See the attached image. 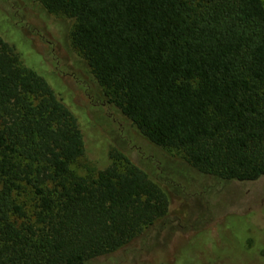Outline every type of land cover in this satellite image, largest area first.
<instances>
[{
    "label": "trees",
    "instance_id": "obj_1",
    "mask_svg": "<svg viewBox=\"0 0 264 264\" xmlns=\"http://www.w3.org/2000/svg\"><path fill=\"white\" fill-rule=\"evenodd\" d=\"M39 2L72 19L104 102L148 141L220 180L264 176V0ZM69 107L0 35V264H84L167 213L160 182L119 151L76 170Z\"/></svg>",
    "mask_w": 264,
    "mask_h": 264
},
{
    "label": "rangeland",
    "instance_id": "obj_2",
    "mask_svg": "<svg viewBox=\"0 0 264 264\" xmlns=\"http://www.w3.org/2000/svg\"><path fill=\"white\" fill-rule=\"evenodd\" d=\"M71 25V18L48 13L39 0H0V35L82 123L85 155L76 170H98L116 150L159 181L169 198L163 217L124 246L84 264H264V176L220 180L148 141L116 106L104 102L70 42Z\"/></svg>",
    "mask_w": 264,
    "mask_h": 264
}]
</instances>
